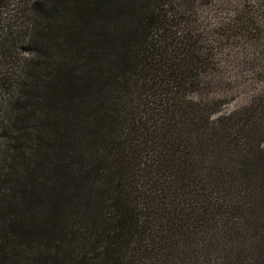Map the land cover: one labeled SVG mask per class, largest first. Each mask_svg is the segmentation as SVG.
Wrapping results in <instances>:
<instances>
[{"label":"trees","instance_id":"obj_1","mask_svg":"<svg viewBox=\"0 0 264 264\" xmlns=\"http://www.w3.org/2000/svg\"><path fill=\"white\" fill-rule=\"evenodd\" d=\"M8 2L0 264H264V107L191 97L168 5Z\"/></svg>","mask_w":264,"mask_h":264},{"label":"rangeland","instance_id":"obj_2","mask_svg":"<svg viewBox=\"0 0 264 264\" xmlns=\"http://www.w3.org/2000/svg\"><path fill=\"white\" fill-rule=\"evenodd\" d=\"M163 2L174 17L170 27L212 57L191 97L220 104L222 112L257 102L264 107V0Z\"/></svg>","mask_w":264,"mask_h":264}]
</instances>
